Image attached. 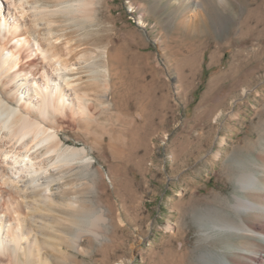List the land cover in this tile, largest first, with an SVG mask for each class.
I'll list each match as a JSON object with an SVG mask.
<instances>
[{"label": "rangeland", "instance_id": "obj_1", "mask_svg": "<svg viewBox=\"0 0 264 264\" xmlns=\"http://www.w3.org/2000/svg\"><path fill=\"white\" fill-rule=\"evenodd\" d=\"M33 2L0 0V22L7 21L0 46L21 57L20 69L2 68L0 89L14 98L24 73L41 87L52 73L31 37L7 43V30L26 24L43 49L51 41L52 53L79 69L68 76L89 117L46 123L60 128L62 149L85 151L53 173L47 232L61 233L67 252L55 264H254L237 248L260 240L222 226L240 222L231 207L234 195L245 197L240 173H256L264 187V0H92L87 22L82 8L61 0L34 2L33 17ZM14 141H0V172L8 169L5 152H24ZM42 148L31 151L36 168ZM101 216L106 223H90ZM243 218L253 222L255 213ZM75 231L78 252L67 243Z\"/></svg>", "mask_w": 264, "mask_h": 264}, {"label": "bare ground", "instance_id": "obj_2", "mask_svg": "<svg viewBox=\"0 0 264 264\" xmlns=\"http://www.w3.org/2000/svg\"><path fill=\"white\" fill-rule=\"evenodd\" d=\"M16 1L19 3L18 5L21 4L28 6V4H30L28 3L30 0ZM33 1L35 2V5L40 3L39 0H32V2ZM34 2L31 3V8ZM90 4H92V0H61L59 6L67 5L68 8L74 7L77 10L82 8L83 10H81L83 14H81V19L87 22L89 17L84 10H87L88 8H85ZM195 5L198 6V1L195 2ZM32 9L31 11L33 12H30L34 17L37 10L35 11V6ZM65 10L68 9L65 8ZM27 12H29V10ZM57 12L59 11H52L51 14L53 15ZM22 14V16H24V13ZM37 14H39L38 11ZM35 17L39 16L37 15ZM6 22L5 19L0 22V30H3L2 27H7ZM7 33L9 34L7 43L15 40L16 47L22 46V44L25 43L28 44L29 38L31 37L43 60L52 64V73L45 76V86L42 87L34 80L35 76H33L34 74L32 72L30 74L27 72L24 73L23 80L26 82L20 81L19 88L15 90V99L13 97L8 98L0 89V108L5 112V118H3L4 120L0 123V141L9 138L10 142L14 140H16L14 141L16 143L22 142L20 149L24 150L21 154L14 151L10 157L9 152H5V154L2 152V154L5 155V159H8L9 161L5 160L6 162H4L5 165L8 164V169L0 172V264H19L21 263L20 261H22L21 264H55V262H62L64 260H62V258L67 252L64 251V249L62 250L63 246L61 245L62 243H60L61 240H58L63 237H60L61 233L57 236L50 237V234L48 235L47 232V230H52L49 229L50 221L46 216V212L49 211L47 210L49 205H54L52 186L57 177L55 179L53 173L54 171L58 172L62 170L63 166H60V164L64 163L65 165V162L67 163L68 160H72L73 157L76 159L77 155H82L85 151L83 148L70 146L62 149V143L56 131L60 128L55 129V125V127H52V125L49 126L46 123L48 121L52 122V120H55V118L57 119L58 116H66L67 114L75 119L77 117L80 119L83 117H89L83 103L84 100L79 96V83L74 78L68 76L69 74H76V71L79 69L66 65V60L64 61L60 56L58 57V55L52 53V50L55 47L54 43L52 44L51 41L44 38L45 41H47V48L43 49L34 36L35 32L33 33L26 24L19 27L18 23H14V25L7 30ZM0 35L3 36L2 39H4L5 36L4 34H1V31ZM3 45L0 46V54L2 56L0 59V76L2 74V68L10 71L11 69L13 70V68L20 69L19 67L21 66L19 65L21 57L19 55L16 56L12 51L4 53L5 46ZM16 71L18 72V70ZM31 77L33 80H31ZM133 84H135V82ZM84 94L85 93H83V95ZM137 108H140V106L138 105ZM2 129L7 130V133L5 134L4 132H1ZM41 147L44 148V153L43 156L39 157L43 158L41 162V165L43 166L40 165V167L37 166L38 168H36L35 163H33V154L31 151L33 150L34 153H38ZM46 155L52 156L48 157ZM87 167L89 166H86V168ZM235 182L238 191L245 196L241 197L239 195H234V202H231L232 209L240 215V222L238 224L225 223V225L222 226V231L236 232L243 239L248 236L260 240L261 244L254 242L245 244L242 242L241 247H238L237 251L240 253V258L249 260L248 262L264 264V187L258 185L259 183L262 185V181L258 179L256 173L246 171L240 173L236 177ZM76 204L71 202L68 205L71 208H76ZM75 210H77V208ZM249 212L255 213V219L253 222L246 221L243 218V216ZM49 213H51V211ZM77 214L75 213L74 215L76 216ZM91 215H93V213ZM80 217L81 216L78 218L80 219ZM84 218L85 217H83V219ZM100 221L106 223L107 220L101 216L98 219L90 220V223L94 226V224ZM75 222H77L76 226H78V221H76V219ZM78 230H80V228ZM96 233L91 231L90 234L95 240H98L101 236ZM73 234H70L71 237L67 238L69 241L67 243H70L68 245H70L75 252H78L79 250L81 251L80 245L82 238L78 232L74 235ZM208 255L209 253H203L200 255V259L204 260ZM65 261L63 262L65 263ZM72 263L74 262L72 261ZM222 264L235 263L231 259L222 258Z\"/></svg>", "mask_w": 264, "mask_h": 264}]
</instances>
